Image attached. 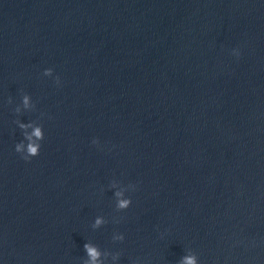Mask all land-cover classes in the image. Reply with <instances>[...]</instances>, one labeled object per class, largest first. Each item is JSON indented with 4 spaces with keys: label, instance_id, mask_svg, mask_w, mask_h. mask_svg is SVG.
Here are the masks:
<instances>
[{
    "label": "water",
    "instance_id": "obj_1",
    "mask_svg": "<svg viewBox=\"0 0 264 264\" xmlns=\"http://www.w3.org/2000/svg\"><path fill=\"white\" fill-rule=\"evenodd\" d=\"M0 264H264V0H0Z\"/></svg>",
    "mask_w": 264,
    "mask_h": 264
}]
</instances>
